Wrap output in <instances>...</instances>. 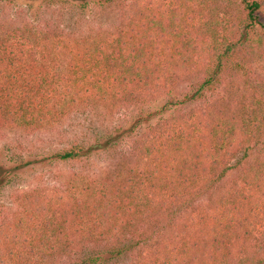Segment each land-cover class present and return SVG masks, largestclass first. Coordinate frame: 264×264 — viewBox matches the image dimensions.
Instances as JSON below:
<instances>
[{"label": "trees", "instance_id": "16d2710c", "mask_svg": "<svg viewBox=\"0 0 264 264\" xmlns=\"http://www.w3.org/2000/svg\"><path fill=\"white\" fill-rule=\"evenodd\" d=\"M252 63L264 69V0H138L109 30L75 36L43 22L1 32L0 131L147 102L196 78L202 106L149 127L101 176L16 196L18 211L0 224V264H264V77L237 102L209 100ZM116 132L46 160L110 151ZM31 163L0 164V192Z\"/></svg>", "mask_w": 264, "mask_h": 264}, {"label": "rangeland", "instance_id": "374dc122", "mask_svg": "<svg viewBox=\"0 0 264 264\" xmlns=\"http://www.w3.org/2000/svg\"><path fill=\"white\" fill-rule=\"evenodd\" d=\"M138 0H114L108 4L79 1L61 3L59 0H48L47 3L34 2L28 4L18 0L13 3H0V33L13 27H23L28 24L49 23L54 30L84 35L89 32L112 29L122 14L129 12ZM246 72H230L226 74L215 95L209 98L230 96L237 102L247 96L249 88L257 85L258 79H263L264 69L252 63ZM232 73V74H231ZM200 78L191 79L169 87L154 100L118 107L98 106L93 109H73L57 124L35 131L20 129H2L0 131V164L13 167L27 161L32 162L22 172L11 178L10 183L0 192V224L9 219L12 213L18 211L16 196H22L29 190L58 189L76 175L81 177L101 176L108 167L115 163L121 155H127L130 149L139 143L149 127L171 116L182 115L190 109L202 106V102L192 100L194 90L199 86ZM259 86V83H258ZM167 106L164 111L161 109ZM148 114V118L139 126L136 122ZM133 131L129 129L133 128ZM128 130V132L124 131ZM114 134V148L110 151L93 152L80 161L56 162L46 160L50 155L68 149L74 144L89 146L95 140ZM261 146L256 147L258 150ZM239 155L231 161L236 164ZM237 172H230L226 181L236 178ZM75 176V177H76ZM207 194L202 195L205 201ZM99 264H115L116 260L103 256ZM76 256L61 264H73ZM119 262H122L119 260Z\"/></svg>", "mask_w": 264, "mask_h": 264}]
</instances>
